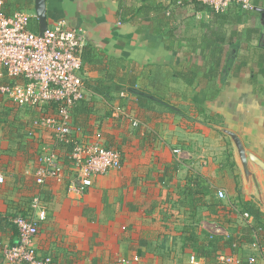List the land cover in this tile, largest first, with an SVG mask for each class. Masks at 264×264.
I'll return each instance as SVG.
<instances>
[{"label": "crops", "instance_id": "0c3cea01", "mask_svg": "<svg viewBox=\"0 0 264 264\" xmlns=\"http://www.w3.org/2000/svg\"><path fill=\"white\" fill-rule=\"evenodd\" d=\"M251 6L45 0L47 28L85 32L70 139L119 152L121 166L70 191V146L48 124L56 106L0 94V261L21 215L54 264H213L197 256L208 242L220 264H264V0ZM3 11L26 13L40 33L36 0H3ZM12 82L0 67V87ZM48 154L63 179L38 185Z\"/></svg>", "mask_w": 264, "mask_h": 264}, {"label": "built area", "instance_id": "2783aa9c", "mask_svg": "<svg viewBox=\"0 0 264 264\" xmlns=\"http://www.w3.org/2000/svg\"><path fill=\"white\" fill-rule=\"evenodd\" d=\"M195 1L218 14L225 12L230 4L239 5L244 10L252 8L251 0ZM28 24L29 16L24 12L6 15L3 0H0V67L13 80L0 87V94L20 107L56 106L60 121H48V124L57 144L71 146L69 160L75 176L70 191L81 193L86 189L87 179L121 166L119 152L107 150L97 142H74L69 136L71 110L84 98L79 72L85 32L68 29L63 22H59L53 28L37 34L28 29ZM132 124L137 125V122L132 121ZM39 161L40 166L36 171L38 185L48 178L62 181V167L55 155H44ZM2 180L0 177V183ZM217 196L225 198L223 191H217ZM38 206V199H33L31 208L37 210ZM244 217L247 218L248 214H244ZM12 224L17 231V240L3 249L0 264H54L51 257H39L33 247L38 227L32 217L17 215L12 219ZM262 256L264 259V251ZM133 260L138 261L137 258ZM216 264H220V261Z\"/></svg>", "mask_w": 264, "mask_h": 264}, {"label": "trees", "instance_id": "16d2710c", "mask_svg": "<svg viewBox=\"0 0 264 264\" xmlns=\"http://www.w3.org/2000/svg\"><path fill=\"white\" fill-rule=\"evenodd\" d=\"M178 1H180L183 5H187V6H191V7H195L196 6L195 0H171L172 4H176ZM157 9L160 10V11H166V10H168V5L167 6L166 5H161ZM142 10H144V9L142 8ZM122 12H124V7L121 8L120 14H122ZM70 151H71V146H70ZM209 238L211 240L210 242H212L214 244H216L219 241V239L218 240H214L215 238L213 236H209ZM225 242H227L228 245L230 243L229 240H227ZM203 248H206V249L205 250H201V249L197 250V254H198L197 256L205 257L208 261H210L211 263L215 264L216 260H217L216 252H217V250L219 248L216 245H211L210 246L209 242H208V248H207V245H205V244H204Z\"/></svg>", "mask_w": 264, "mask_h": 264}, {"label": "water", "instance_id": "95a60500", "mask_svg": "<svg viewBox=\"0 0 264 264\" xmlns=\"http://www.w3.org/2000/svg\"><path fill=\"white\" fill-rule=\"evenodd\" d=\"M44 11H45V0H36V13L39 16V19L42 23L40 33H43L47 29L44 23Z\"/></svg>", "mask_w": 264, "mask_h": 264}]
</instances>
